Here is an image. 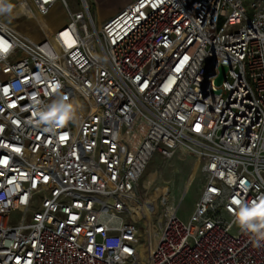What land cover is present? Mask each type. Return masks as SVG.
<instances>
[{
	"label": "built area",
	"instance_id": "2783aa9c",
	"mask_svg": "<svg viewBox=\"0 0 264 264\" xmlns=\"http://www.w3.org/2000/svg\"><path fill=\"white\" fill-rule=\"evenodd\" d=\"M78 1L5 0L67 10L40 40L0 13V264H264V227L236 222L264 197V0H133L99 25ZM178 152L201 193L187 223L173 205L154 222L141 176Z\"/></svg>",
	"mask_w": 264,
	"mask_h": 264
},
{
	"label": "rangeland",
	"instance_id": "374dc122",
	"mask_svg": "<svg viewBox=\"0 0 264 264\" xmlns=\"http://www.w3.org/2000/svg\"><path fill=\"white\" fill-rule=\"evenodd\" d=\"M131 1L133 0H88V3L95 23L99 25ZM67 2L72 9L83 10V6L78 0H67ZM68 20L67 10L59 3L53 5L43 16L9 19L16 30L28 35L33 40H40L44 36L52 34ZM200 163L201 161L197 157L184 152H178L171 158H163L158 153L153 155L141 176L140 184L145 197L154 199L158 210L157 214L153 215L154 222L158 213L164 211L168 205L176 206L177 216L183 222H188L194 209V202L199 197L204 183L200 172ZM151 174H153V179L150 184L146 185L145 180ZM191 174L192 180L184 192V187ZM19 215V210L11 212V220L17 219ZM145 217L143 215L137 219L140 228L139 240L143 245L149 243ZM145 250L148 252L146 246Z\"/></svg>",
	"mask_w": 264,
	"mask_h": 264
},
{
	"label": "clouds",
	"instance_id": "9594fccd",
	"mask_svg": "<svg viewBox=\"0 0 264 264\" xmlns=\"http://www.w3.org/2000/svg\"><path fill=\"white\" fill-rule=\"evenodd\" d=\"M14 7L11 3H5V0L3 3H0V13L11 11V9ZM71 108V105L68 106V109ZM59 112L58 109L54 110L52 113L45 116V119H49L51 117L56 116V113ZM71 119L70 111L65 110L62 115L59 116L60 124L63 125L66 121ZM243 217L244 219H241ZM252 219H259V224H252L250 221ZM236 222L239 224V226L244 229V226L246 225L247 228L250 231L253 232H259V229L261 227H264V197L260 198V202L257 204L253 202L251 204L249 209H244L243 207L240 208L239 213L237 214V220ZM262 237H264V233H259Z\"/></svg>",
	"mask_w": 264,
	"mask_h": 264
},
{
	"label": "bare ground",
	"instance_id": "6f19581e",
	"mask_svg": "<svg viewBox=\"0 0 264 264\" xmlns=\"http://www.w3.org/2000/svg\"><path fill=\"white\" fill-rule=\"evenodd\" d=\"M18 13V11H17V9H15V10H11L7 15L5 14V15H3V16H1V19H2V21L4 22V23H7L8 24V21H9V19L11 18V19H13L16 15L15 14H17ZM10 15H15V16H13V17H9ZM16 31H18V30H16ZM193 174V173H192ZM192 174L189 176V178H188V180H187V183H186V185H185V187H184V192L187 190V188H188V185H189V183L191 182V180H192ZM152 179H153V174H151L146 180H145V184L146 185H148V184H150V182L152 181ZM149 202L150 203H152L153 205H154V208H156V205H155V202H154V199L153 198H150L149 199ZM149 206H148V204L146 203V204H143L142 206H138L137 205V203H134L133 205H132V209H133V216L134 217H140L141 215H144V216H146L145 218V221H146V224H147V227H148V229L151 231V232H153V229H152V224H153V221H152V214H151V211L149 210ZM145 246H143V247H141V251H140V253H139V258H141V261H142V258L143 257H145Z\"/></svg>",
	"mask_w": 264,
	"mask_h": 264
},
{
	"label": "water",
	"instance_id": "95a60500",
	"mask_svg": "<svg viewBox=\"0 0 264 264\" xmlns=\"http://www.w3.org/2000/svg\"><path fill=\"white\" fill-rule=\"evenodd\" d=\"M226 68L227 67L224 66V65L219 66V74L215 78V84H219L221 82V80L223 79V75H224V72H225ZM206 71H210V67H207Z\"/></svg>",
	"mask_w": 264,
	"mask_h": 264
}]
</instances>
